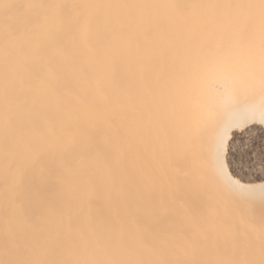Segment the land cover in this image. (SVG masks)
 I'll use <instances>...</instances> for the list:
<instances>
[{
    "label": "bare ground",
    "instance_id": "bare-ground-1",
    "mask_svg": "<svg viewBox=\"0 0 264 264\" xmlns=\"http://www.w3.org/2000/svg\"><path fill=\"white\" fill-rule=\"evenodd\" d=\"M254 124L264 0H0V264H264Z\"/></svg>",
    "mask_w": 264,
    "mask_h": 264
},
{
    "label": "rangeland",
    "instance_id": "rangeland-1",
    "mask_svg": "<svg viewBox=\"0 0 264 264\" xmlns=\"http://www.w3.org/2000/svg\"><path fill=\"white\" fill-rule=\"evenodd\" d=\"M252 133L241 136L236 129L225 150V165L229 175L242 184L264 181V128L252 125Z\"/></svg>",
    "mask_w": 264,
    "mask_h": 264
}]
</instances>
